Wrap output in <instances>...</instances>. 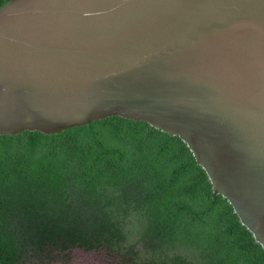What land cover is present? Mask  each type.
I'll list each match as a JSON object with an SVG mask.
<instances>
[{
	"label": "water",
	"instance_id": "95a60500",
	"mask_svg": "<svg viewBox=\"0 0 264 264\" xmlns=\"http://www.w3.org/2000/svg\"><path fill=\"white\" fill-rule=\"evenodd\" d=\"M112 116L179 137L264 251V0L0 7V135Z\"/></svg>",
	"mask_w": 264,
	"mask_h": 264
},
{
	"label": "trees",
	"instance_id": "16d2710c",
	"mask_svg": "<svg viewBox=\"0 0 264 264\" xmlns=\"http://www.w3.org/2000/svg\"><path fill=\"white\" fill-rule=\"evenodd\" d=\"M251 235L186 144L146 122L0 135V264H54L72 249L135 264H264Z\"/></svg>",
	"mask_w": 264,
	"mask_h": 264
},
{
	"label": "rangeland",
	"instance_id": "374dc122",
	"mask_svg": "<svg viewBox=\"0 0 264 264\" xmlns=\"http://www.w3.org/2000/svg\"><path fill=\"white\" fill-rule=\"evenodd\" d=\"M59 254L61 259L54 264H135V261L128 262L104 250L86 252L83 249H72L68 253Z\"/></svg>",
	"mask_w": 264,
	"mask_h": 264
}]
</instances>
